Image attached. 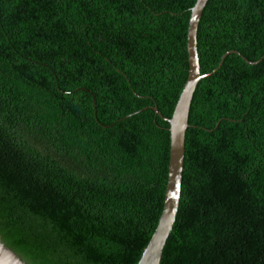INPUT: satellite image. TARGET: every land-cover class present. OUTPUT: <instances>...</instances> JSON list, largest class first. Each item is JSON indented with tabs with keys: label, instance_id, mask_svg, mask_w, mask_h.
Masks as SVG:
<instances>
[{
	"label": "trees",
	"instance_id": "trees-1",
	"mask_svg": "<svg viewBox=\"0 0 264 264\" xmlns=\"http://www.w3.org/2000/svg\"><path fill=\"white\" fill-rule=\"evenodd\" d=\"M195 2L0 0V239L24 264L138 263ZM197 52L160 264H264V0H208Z\"/></svg>",
	"mask_w": 264,
	"mask_h": 264
},
{
	"label": "water",
	"instance_id": "water-1",
	"mask_svg": "<svg viewBox=\"0 0 264 264\" xmlns=\"http://www.w3.org/2000/svg\"><path fill=\"white\" fill-rule=\"evenodd\" d=\"M207 1L208 0H196L193 7L190 9V17L188 21L187 40H186L187 63H188L187 78L184 83L183 89L181 90L178 96L171 117L168 119L162 118L164 120H167V123L169 125L168 131L170 135L168 174H167L166 189L164 193L163 207L156 228L154 229L147 245L142 251V254L137 264H160L162 252L165 247L166 241L169 238V235L172 232L173 226L176 222V216L178 213L180 194H181L185 133L188 127H191L188 124L189 109H190L193 93L195 91L198 82L206 76L200 73V65H199V58L197 52V28L203 9ZM232 53H236V52L228 51L224 53L220 62L217 65V68L214 69L212 73H214L218 68H220L224 58ZM256 63H258V61L253 64ZM64 93H69V92H64ZM143 109H147V108H143ZM93 110H94V103H93ZM154 112L158 114V110L155 109V104H154L153 113ZM238 121L240 122V120ZM153 123H154V115H153ZM110 126H104V127H110ZM214 128L211 130H214ZM159 129H163V128H159ZM203 130L211 131L206 129ZM0 264H24L21 258L16 253H14L10 248H8L1 241V239H0Z\"/></svg>",
	"mask_w": 264,
	"mask_h": 264
}]
</instances>
